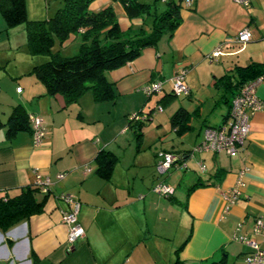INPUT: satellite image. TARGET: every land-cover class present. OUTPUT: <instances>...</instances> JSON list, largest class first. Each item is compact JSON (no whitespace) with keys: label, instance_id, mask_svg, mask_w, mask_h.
<instances>
[{"label":"crops","instance_id":"0c3cea01","mask_svg":"<svg viewBox=\"0 0 264 264\" xmlns=\"http://www.w3.org/2000/svg\"><path fill=\"white\" fill-rule=\"evenodd\" d=\"M26 1L27 21L52 16L31 19ZM247 1L242 7L234 0H189L172 35L104 73L112 101H95L90 92L73 102L48 95L32 71L48 58L27 51L29 60L22 57L18 67V51L9 42L13 29L0 15V69L9 78L7 87L15 86L13 92L5 90V100L0 98V197L12 199L38 181L46 184L33 197L42 202L39 213L0 228V264H245L249 244L264 251V78L255 88L262 107L248 116L249 132L240 150L200 147L205 129L223 123L232 100L216 89L215 80L233 74L236 66L264 64V0ZM99 10L98 2L90 4L89 11ZM116 20L122 32L141 25L124 13ZM244 29L250 40L234 42ZM22 30L20 45L26 43ZM216 49L219 55L211 59ZM181 69L187 94L175 102L170 79ZM156 82L161 89L151 106V95L142 89ZM15 106L28 121L41 120L39 143L30 129L6 137L3 125ZM178 111L182 117L174 125ZM137 114L146 117L139 130L129 120ZM100 152L116 159L106 180L95 172ZM164 153L178 156L181 168L159 174L158 155ZM238 183V196L228 202ZM194 184L201 186L188 191ZM155 186L172 193H155ZM73 203L83 237L68 245L61 214ZM257 221L262 228L255 232Z\"/></svg>","mask_w":264,"mask_h":264},{"label":"trees","instance_id":"16d2710c","mask_svg":"<svg viewBox=\"0 0 264 264\" xmlns=\"http://www.w3.org/2000/svg\"><path fill=\"white\" fill-rule=\"evenodd\" d=\"M94 1L62 0L61 6L47 20L29 22L25 17L24 0H0V15L6 27L23 24L28 53L48 58L42 64L32 67L48 95H59L67 102H73L84 92H90L95 101H112V86L104 79V73L135 60L143 49L155 45L161 36L172 35L180 24V10L185 2L162 0L164 10L156 13L150 12V6L140 0H115L127 19H138L141 22L137 29L128 28L122 32L110 6L96 12L89 11V6ZM147 17L150 18L148 25L145 21ZM78 35L81 42L75 55L62 58L57 52L52 53L54 40L61 47ZM256 78H264V64L236 66L233 74L218 77L214 86L221 91L223 97L229 94L233 99L243 85ZM181 117L182 114L176 112L172 116V123L177 125V119ZM227 117L228 112L223 123ZM145 120L130 122L139 130ZM186 120L187 118L185 122ZM28 125L27 115L22 113L19 106H15L3 125L6 128L5 135L11 138L19 132L28 131ZM115 160L108 152L98 153L95 158L96 174L106 180ZM178 164L180 165V160ZM34 186L21 189L12 199L0 197L1 229L41 211L42 202L33 199L39 185L36 183ZM200 186L194 184L188 191Z\"/></svg>","mask_w":264,"mask_h":264},{"label":"built area","instance_id":"2783aa9c","mask_svg":"<svg viewBox=\"0 0 264 264\" xmlns=\"http://www.w3.org/2000/svg\"><path fill=\"white\" fill-rule=\"evenodd\" d=\"M236 4L246 7L248 5L247 0H234ZM185 7H188L189 0L183 2ZM251 38V34L246 30L238 32L232 40L238 44H245ZM219 55V50L216 49L211 53L210 58L213 59ZM184 76V69L178 71L173 75L171 79V93L174 96H184L187 94V89L183 85L182 80ZM260 78L243 85L237 94L233 97L230 102L228 117L225 123L216 128H206L204 131V141L200 146L204 150H209L212 152L225 151L227 153H234L242 147L245 139L247 138L249 128H248V116L251 112L256 111L262 107L260 102L255 96V88L260 82ZM161 84L153 83L142 90L149 96L153 93L160 91ZM160 111V108H157ZM146 119L144 115H132L130 121H141ZM29 125L31 129V134L35 143H39L40 139L44 135V131L41 125V120L38 118L29 117ZM180 158L174 154L164 153L158 155V160L156 164V171L159 174L167 172L173 167L181 168L178 164ZM62 176L59 175L58 178ZM38 185H43L45 182L38 181ZM46 185V184H45ZM242 186L238 183L236 188L232 189L227 195L226 200L228 202L233 201L239 194V187ZM153 192L161 195H170L172 190L164 186H155L152 189ZM60 199L69 202L70 198L67 196H61ZM78 212V204L73 203L70 211L61 214V222L67 229L66 243L68 245L74 244L78 239L83 237V231L76 223V216ZM262 228L260 221L256 222L254 228L255 232H258ZM252 252L244 258L245 264H264V251L258 250L254 244H249Z\"/></svg>","mask_w":264,"mask_h":264},{"label":"rangeland","instance_id":"374dc122","mask_svg":"<svg viewBox=\"0 0 264 264\" xmlns=\"http://www.w3.org/2000/svg\"><path fill=\"white\" fill-rule=\"evenodd\" d=\"M140 1H142V3L148 4L150 6V8H151L150 12L159 13L162 10H164V4L162 3V0H140ZM58 2H62V0H28V1H26V4L30 8H29V11H27V12L29 13V16L31 17V19H34V20L40 19L43 16L48 15V14L53 15L54 14L53 10L55 9V6L57 5ZM94 2H98L99 9H102L103 7L109 5L116 18L123 17V10L119 6L117 1H115V0H95ZM145 21L148 25L150 23V18L147 17L145 19ZM23 26L24 25L21 24V25H17L15 27H12V28H10V29H13V30H11L12 32H9L12 36H14V38H11L9 41L10 46L15 51L16 50L18 51V53H17L18 58L15 59V61L18 62V64H17L18 67H20L19 66V60L22 57H26L28 59L26 43L24 42L20 45V41H19V39H22V37H24L23 30H22ZM2 37H5V35L3 34ZM24 40H25V37H24ZM80 41H81V38H75L68 45L61 48V47H58L57 41L54 40L51 51H52V53L57 52V54L62 58L71 57L77 53L78 47L80 45ZM17 46H23V50L25 53L21 50V48L15 49ZM1 54H3V53L0 52V55ZM45 59H47V58L45 57ZM2 69L3 68L0 69V88H1L0 98L2 96V100H5L7 97V95L4 94L5 90H9V91L13 92L15 89V86L11 84L9 87H7L8 84H6V83L8 82L9 78H8L6 72ZM34 76H35V74H34ZM171 79H172V77H171ZM171 79H170V83H171ZM158 95H159L158 93H155V94L153 93V95L151 94V99H150L151 106H156V102H157L156 99H157ZM179 97H182V96H178V97L174 96L173 100L176 102V101H180L181 99H183V98H179ZM157 108L158 107H154L155 112H156ZM152 113H153V111H152Z\"/></svg>","mask_w":264,"mask_h":264}]
</instances>
